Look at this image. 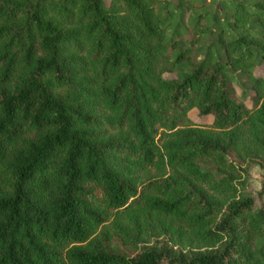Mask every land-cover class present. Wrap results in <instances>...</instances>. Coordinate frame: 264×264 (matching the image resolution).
Wrapping results in <instances>:
<instances>
[{
    "label": "trees",
    "instance_id": "trees-1",
    "mask_svg": "<svg viewBox=\"0 0 264 264\" xmlns=\"http://www.w3.org/2000/svg\"><path fill=\"white\" fill-rule=\"evenodd\" d=\"M259 150L264 0H0V264H264Z\"/></svg>",
    "mask_w": 264,
    "mask_h": 264
},
{
    "label": "rangeland",
    "instance_id": "rangeland-1",
    "mask_svg": "<svg viewBox=\"0 0 264 264\" xmlns=\"http://www.w3.org/2000/svg\"><path fill=\"white\" fill-rule=\"evenodd\" d=\"M108 1V0H106ZM263 70L261 66L255 68L254 72L259 73ZM175 72H166L165 75L167 77H172L177 75L178 68L174 70ZM242 83L246 85V88H249L250 85L242 78H240ZM243 86H238L236 84V90L238 98H242L246 101L247 104L252 105L256 96L252 90L247 89V93L243 94ZM190 114L193 119L198 120L197 110L192 109ZM238 162L247 168L249 175L247 177V186L246 190L250 192L255 201L256 205L260 206L264 204V150H259L258 154L252 155H241L238 154ZM261 238L259 242L263 241Z\"/></svg>",
    "mask_w": 264,
    "mask_h": 264
}]
</instances>
